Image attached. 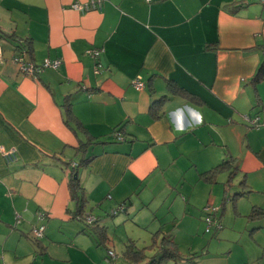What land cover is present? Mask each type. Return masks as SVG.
Wrapping results in <instances>:
<instances>
[{
	"label": "crops",
	"instance_id": "obj_1",
	"mask_svg": "<svg viewBox=\"0 0 264 264\" xmlns=\"http://www.w3.org/2000/svg\"><path fill=\"white\" fill-rule=\"evenodd\" d=\"M76 2L91 0H0V31L29 40L36 64L61 60L55 70L25 76L11 60L13 43L0 39V147L17 154L12 164L0 154V264H69L85 237L98 247L92 227L72 219L69 164L77 163L85 135L66 123L65 100L87 134L105 143L90 148L95 158L76 173L84 211L91 208L107 236L109 226L129 225L126 248L138 249L134 231L147 227L175 240L153 209L165 204L185 216L192 202L214 209L222 229L201 251L190 244L186 255L195 259L162 264H264V217L247 218L252 209L264 212V77L251 82L264 66V2L104 0L101 10L85 13L71 8ZM229 4L243 6L231 12ZM90 48L100 51L98 60ZM136 77L142 90L131 85ZM161 98L155 117L150 106ZM221 164L212 183L201 180ZM192 170L206 184L186 196L183 178ZM197 211L184 226L203 242L204 213ZM39 226L44 236L36 242L31 230ZM63 233L67 249L53 239ZM112 243L104 248L113 251Z\"/></svg>",
	"mask_w": 264,
	"mask_h": 264
},
{
	"label": "trees",
	"instance_id": "obj_2",
	"mask_svg": "<svg viewBox=\"0 0 264 264\" xmlns=\"http://www.w3.org/2000/svg\"><path fill=\"white\" fill-rule=\"evenodd\" d=\"M260 1V0H259ZM243 5L242 4H238V5H233V4H229V5H225L224 9L226 10H231V12H234L236 10H238L239 8H241ZM0 39L6 40L8 42L13 43V46L15 49H17L16 51H21L22 53H24L26 55V58L28 59V61L32 62V60H30L31 55L33 53L32 51V47H31V42L29 40H26L24 42L16 40L12 35L6 34L2 31H0ZM92 49V48H90ZM89 49V50H90ZM43 62V61H42ZM264 77V66H262L257 73L253 76L252 78V84L253 86L258 83L259 81H261ZM167 86L170 90L177 92L180 91V88L173 82H167ZM163 99H159L154 101L151 106H150V112L151 115L157 117V112L158 109L162 103ZM66 108L65 111V115H66V123L70 122L74 125L76 130L82 131L84 132L85 135V141L84 142H80L77 144L76 148H75V155L78 158L77 159V163L76 162H71L69 164V166H71V171H70V180H69V184H68V189H69V196L70 199L76 202V209H75V213L72 215V219H76L82 223H84L86 226L88 227H92V231L90 232L92 235H95V237L97 238V245L98 247H105V245L108 242V236L106 234V229L97 226V221L98 218L95 217V221L92 223V225H88L85 221L86 217H88L89 215L91 216V214H86L84 211L85 205H86V200L83 197V190L79 185V179L77 176V169L79 167L82 166H87L90 164V162L92 161L93 158H95V156L93 155H88L89 150L91 147L93 146H97V145H104L105 143H100L99 141H96V138H93L92 136H90L89 134H87L86 130L82 127L81 123L75 118V116L72 114L71 108H70V104L68 100H65V105H63ZM116 132V138L117 140L120 138V136H118V131L115 129ZM118 132V133H117ZM121 141V140H118ZM17 156V154H16ZM17 161V159H16ZM14 161V162H16ZM12 162V163H14ZM10 163V164H12ZM76 164V167H73L72 164ZM7 164V163H6ZM222 164L220 166L215 167L214 169L200 175L201 176V180L203 182L206 183H212L213 179L215 177V174L217 173V171L219 169H222ZM264 217V212L260 209H252V211L250 212V214L248 215V219L253 221L259 218ZM222 227V224H221ZM222 229V228H221ZM220 229V230H221ZM219 230V231H220ZM214 233H217V231H214ZM34 240V239H33ZM160 240V242H159ZM36 242H38V240H35ZM152 241H154V247L156 246V253L151 256V257H147L145 255V249H136L134 248L132 245L127 247V249L124 252V257H126L131 264H139L142 263L143 261L146 260V264H162L168 260H172V261H177V260H181L184 259L186 261H190L195 259L196 256L193 257H189V258H184L179 254L178 251V247L177 244L174 242L173 238L170 236V234L168 233H160L159 231L157 233H154L152 235ZM152 247V246H151ZM152 247V248H154ZM150 248V247H149ZM148 258V260H147Z\"/></svg>",
	"mask_w": 264,
	"mask_h": 264
},
{
	"label": "rangeland",
	"instance_id": "obj_3",
	"mask_svg": "<svg viewBox=\"0 0 264 264\" xmlns=\"http://www.w3.org/2000/svg\"><path fill=\"white\" fill-rule=\"evenodd\" d=\"M6 149V148H5ZM11 149V148H10ZM196 176L194 173V170L187 172L186 177L183 178V183L185 182V188L184 190H186V196H188L189 194H199L201 192V190L199 188L201 187H197L196 185L199 184L198 186H205V185H200L202 184H206L203 183L201 181V183L197 182L196 180ZM235 184L238 183V181L235 180L234 182ZM190 192V193H189ZM186 196L183 194H179L178 199H180L181 197H184L186 200ZM172 204V203H171ZM170 204V205H171ZM205 206V205H204ZM204 206H198V208L195 207V205L190 202L187 205V211L185 212V216H182V212L180 211L179 208H174V209H170L168 208L165 204L161 207H156V209H153L154 211V215L153 218L155 217V222H157L158 224L161 225H168V229L167 230H171L173 235H175V240L174 242L178 245V251L179 254L181 256H184L185 258H189V255H186L188 250H189V246L190 244L194 245V249H197L198 251H201L202 247H204L207 245V240L209 239L208 236H210L212 233H214V229H210L209 232H206V227L207 224L204 221V228H203V234L201 235L202 238H204L205 241H201L200 237H198L197 239H194V237H189V235H191V229L189 225L184 226V222L190 220L189 217H193V218H198L197 217V209L199 210H203L205 207ZM118 207H116L115 209L110 211V214L116 210ZM91 211V208L89 206L86 207V214H88ZM146 212V211H144ZM144 212L141 211V214H143ZM119 213V212H118ZM152 213V211L150 212ZM122 214V213H121ZM120 215V214H119ZM152 216V214H151ZM117 217V216H116ZM115 217V218H116ZM112 220V219H110ZM204 220V219H203ZM249 220V219H248ZM79 224L85 228L84 224L80 221H78ZM129 223V222H128ZM76 224V223H74ZM241 228H243L241 226V224H235V228L236 230H240ZM115 227L109 226L108 227V236L110 239V242L112 243V249H113V253L115 254V257L113 258V261H111L108 258V250H106L104 247H96L95 244L87 237H85V240H89V241H77L76 244H84L85 246H81L83 250H78V249H73L71 251V255H74V260L72 263L69 264H95V263H99V264H131L130 261L124 257V250H126L127 248L125 247V243H126V239H124L125 237H127V235H129L128 233H131V229L129 227V225H127L126 227H121V229H119L120 231H115ZM146 230V229H145ZM154 232L150 231L147 227V232L146 231H142L141 234L137 233L136 231H134V235L132 236V238H135L137 245L139 246L138 249H145V255L149 256L153 250L152 247H154V241H152V237L151 235ZM205 234V235H204ZM55 238L54 241H56V243H61V245L63 246V248L65 247V249H67V246L70 245L69 244V239L70 236H68L67 233H63L62 234H56L54 236ZM130 240H132L130 238ZM91 242V243H89ZM160 242V240H159ZM226 244V243H224ZM152 246V247H151ZM150 247V248H149ZM207 251L211 252L213 249H217V245L214 246V248H212V246H208ZM71 250V249H70ZM111 250V249H110ZM75 251V252H74ZM124 251V252H123ZM201 252H198V255ZM111 262H110V261ZM63 264V263H62ZM166 264V263H165Z\"/></svg>",
	"mask_w": 264,
	"mask_h": 264
},
{
	"label": "built area",
	"instance_id": "obj_4",
	"mask_svg": "<svg viewBox=\"0 0 264 264\" xmlns=\"http://www.w3.org/2000/svg\"><path fill=\"white\" fill-rule=\"evenodd\" d=\"M103 2H104V0H91L90 4H87V3L86 4H80V3L76 2L71 6V8L76 12L85 13V12L89 11L91 8L101 10L102 6H103ZM260 2L263 3L264 0H260ZM87 55H89L93 59L98 60L99 55H100V51L98 49L92 48V49L87 51ZM2 58H3V49L0 46V59H2ZM11 60L18 66V68L22 74H24L25 76H31V77L38 76L40 73H42L46 69L55 70L61 64V60H59V59H56V60L45 59L40 64H36L34 62L28 61V59L26 58V55L24 53H22L21 51L14 52L12 57H11ZM100 67H101V65L99 63H97L95 68H94V72L96 74L99 73ZM131 85L133 86V88H135L138 91L142 90V88H144V83L141 81V79L139 77H136L135 79H133L131 82ZM245 120L249 126L259 127L257 118L245 117ZM118 140H121V139L119 138ZM0 154H1L4 162L7 164H10V163L16 161V159H17L16 151L13 148L5 149L3 147H0ZM72 166L76 167L77 165L73 163ZM124 209H125L124 206H120L116 210H114L111 214L115 215L118 212L124 211ZM212 212H214V209H212L211 207H206L203 209L204 221L207 224V227L205 230L206 232H209L210 229H214V231H219L222 228L220 221L217 220V218L215 219ZM85 221L88 225H92V223L95 221V217L89 215L88 217H86ZM44 230H45L44 226H39V227L33 228L31 230L32 238L34 240H41L44 236ZM114 257H115V254L113 253V251L108 250V258L111 261H113Z\"/></svg>",
	"mask_w": 264,
	"mask_h": 264
}]
</instances>
